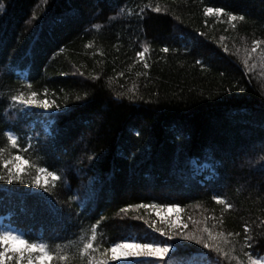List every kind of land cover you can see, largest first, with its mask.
Here are the masks:
<instances>
[{
  "label": "trees",
  "instance_id": "trees-1",
  "mask_svg": "<svg viewBox=\"0 0 264 264\" xmlns=\"http://www.w3.org/2000/svg\"><path fill=\"white\" fill-rule=\"evenodd\" d=\"M0 3L2 158L28 159L34 167L23 178L29 184L35 166L62 178L55 187L49 180L51 195L0 182V218L30 239L60 245L67 264H98L113 242L158 236L144 222L155 220L151 212L121 208L175 204L181 224H188L185 231L194 219L225 235L239 232L237 255L248 223L256 242L246 251L264 256V235H258L264 228L257 227L264 220V63L258 55L249 61L254 69L243 63L245 49L254 40L264 42V0ZM149 3H159L162 11L145 9L141 19L140 7ZM204 7L245 20L233 29L227 16L206 17ZM30 92L49 102L52 113L15 107L11 96ZM44 117L52 120L50 136L39 124ZM8 131L19 137L20 148L30 144L29 151L9 149ZM204 162L210 172L198 175L195 164ZM214 195L232 208L225 212ZM97 222L98 251L80 257ZM173 243L185 246L170 254L169 264L199 255L217 260L200 245ZM109 264H115L110 254Z\"/></svg>",
  "mask_w": 264,
  "mask_h": 264
},
{
  "label": "snow or ice",
  "instance_id": "snow-or-ice-1",
  "mask_svg": "<svg viewBox=\"0 0 264 264\" xmlns=\"http://www.w3.org/2000/svg\"><path fill=\"white\" fill-rule=\"evenodd\" d=\"M5 5L0 3V13H2ZM145 9H150L152 12L160 13L162 8L159 3L145 4L140 7V18L143 19V12ZM204 15L207 16H227V23L231 24L232 28L236 27L235 21H244L245 16L234 15L231 12L225 11L220 7H204ZM264 42L254 40L251 49H245V59L243 61L245 68L254 69L255 63L249 64V61L256 59L257 55L262 63H264V50L258 52L261 49ZM148 51V47L145 46L142 51H137L136 57L138 60H143L145 53ZM162 52L167 53L169 49L164 47ZM224 51L228 49L225 47ZM239 51V50H237ZM200 63V61H197ZM147 68V63L144 64ZM83 75V73H80ZM27 87L31 89V84ZM37 93L30 92L27 95L18 94L12 95L11 101L14 105H19L22 108H35L48 111L53 106L47 101H38L36 99ZM58 108V106H57ZM9 149H15L18 152H27L31 148L29 144L27 147L20 148L19 137L8 131L5 133ZM260 146L264 148V140H261ZM264 160V156L261 157ZM34 166L31 162L21 155H11L10 159L2 158V150H0V182L7 185L20 184L35 189H42L43 192L49 193V180L52 182V187H55L56 182L62 178L58 173L49 170L46 166H35V177L29 184L23 178L25 172L29 168ZM2 169H6L5 172ZM260 170L264 171V164L260 165ZM213 199L217 205H221L223 210L227 212L232 208V205L228 203L222 196L214 195ZM144 209L146 212L154 213L159 220H145L153 233L158 236L151 239H139V240H122L120 242H113L109 247L105 248L101 253V259L98 264H109V254H111L112 260H122L125 264H169L171 258L170 254L173 253L177 247L185 246L173 243L177 239L183 242H190L195 245H200L202 248L207 249L209 253H215L217 260L215 264H220V260H228L229 264L235 261V264H264V256L255 255L246 249L253 248L256 242L255 237L252 235V228L248 223L243 227V241L239 244V255H237L235 237H239V232L231 233L227 235L223 231H215L216 225L208 227L205 221L191 220L193 229L191 231H185L188 228V224H180L172 217H168L166 213L172 212L179 214L181 208L175 204L166 205L156 202L152 203H139L130 207L121 208L120 211L127 213L129 210ZM140 219L141 217H136ZM215 219L214 217L206 218ZM97 224L91 225V236L83 243V247L79 250L78 255L83 257L90 251L95 253L98 251L97 246L94 244L96 240ZM220 224H223V219L219 220ZM163 225L164 227H159ZM198 225H203L199 226ZM258 228H264V220H261L257 225ZM264 235V233L258 234ZM233 237V239H229ZM135 249V251H124L125 249ZM123 253L122 256H117V252ZM69 260L68 255L60 252V245H55L54 248L50 247L49 243L42 237L38 239H30L27 233L22 234L20 229L5 228L0 230V264H67Z\"/></svg>",
  "mask_w": 264,
  "mask_h": 264
},
{
  "label": "rangeland",
  "instance_id": "rangeland-1",
  "mask_svg": "<svg viewBox=\"0 0 264 264\" xmlns=\"http://www.w3.org/2000/svg\"><path fill=\"white\" fill-rule=\"evenodd\" d=\"M15 107H17L18 109H21L22 107L21 106H19V105H15ZM23 110H25V108H22ZM152 215L154 216V218H155V220H159V217H157L154 213H152ZM166 215L168 216V217H172L173 219H175V220H177L178 221V223H180L181 224V219H180V215L179 214H177V213H172V212H168V213H166ZM159 227H164L163 225H158ZM5 228H10V227H7L5 224H4V222L3 221H0V230H3V229H5ZM12 229V228H11ZM154 237H156V236H153L152 238H154ZM125 240H135L134 238H131V239H125ZM124 251H135V249H125ZM123 255V253L122 252H120V251H118L117 252V256H122ZM115 261V264H125V262L124 261H122V260H114ZM184 264H213V263H211V262H209V261H207V260H204V259H202V257H199L198 259H195V260H188L186 263H184Z\"/></svg>",
  "mask_w": 264,
  "mask_h": 264
}]
</instances>
